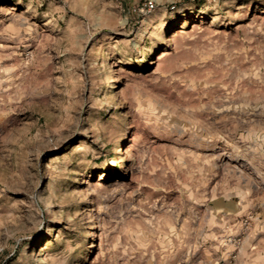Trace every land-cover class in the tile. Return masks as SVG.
<instances>
[{
    "label": "rangeland",
    "instance_id": "374dc122",
    "mask_svg": "<svg viewBox=\"0 0 264 264\" xmlns=\"http://www.w3.org/2000/svg\"><path fill=\"white\" fill-rule=\"evenodd\" d=\"M0 264H264V0H0Z\"/></svg>",
    "mask_w": 264,
    "mask_h": 264
}]
</instances>
